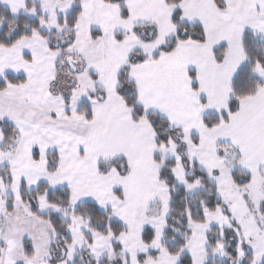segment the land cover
Returning a JSON list of instances; mask_svg holds the SVG:
<instances>
[{"label":"snow or ice","instance_id":"1","mask_svg":"<svg viewBox=\"0 0 264 264\" xmlns=\"http://www.w3.org/2000/svg\"><path fill=\"white\" fill-rule=\"evenodd\" d=\"M0 264H264V0H0Z\"/></svg>","mask_w":264,"mask_h":264}]
</instances>
